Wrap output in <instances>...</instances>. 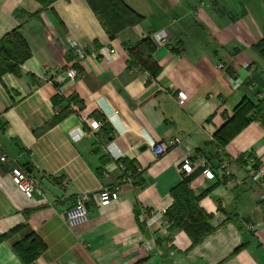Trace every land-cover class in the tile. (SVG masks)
<instances>
[{"label": "crops", "instance_id": "obj_1", "mask_svg": "<svg viewBox=\"0 0 264 264\" xmlns=\"http://www.w3.org/2000/svg\"><path fill=\"white\" fill-rule=\"evenodd\" d=\"M121 1L142 18L110 38L94 13L103 5L54 0L42 8L39 0H0V39L19 26L29 48L17 73L0 72V152L6 155L0 235L10 232L0 238V264H25L13 245L30 233L44 245L31 264H264V181L242 166L249 159L264 168V0ZM162 30L166 41L157 43L153 35ZM144 37L160 66L155 77L127 67L126 45ZM72 40L86 47L85 58L70 52ZM103 47L114 50L110 58ZM218 62L239 70L242 82L231 84ZM242 63L255 65L254 84ZM70 67L78 75L68 77ZM179 90L187 94L182 105ZM243 100L262 103V117L252 119L253 109L220 146L214 134ZM90 120L101 125L91 129ZM81 130L85 135L76 138ZM159 140L170 147L155 157L150 144ZM187 154L207 159L215 178H205L196 162L181 174L178 164ZM120 162L132 181L102 206L97 192L120 181ZM14 164L38 178L40 194L27 198L13 184ZM185 177L217 227L192 248L166 216L145 223L150 211L171 206L170 189ZM41 178L63 196L55 197ZM81 194L88 197L89 220L69 228L65 211Z\"/></svg>", "mask_w": 264, "mask_h": 264}, {"label": "trees", "instance_id": "obj_2", "mask_svg": "<svg viewBox=\"0 0 264 264\" xmlns=\"http://www.w3.org/2000/svg\"><path fill=\"white\" fill-rule=\"evenodd\" d=\"M42 8L48 7L54 0H39ZM93 5L105 6L104 11H96L95 15L104 31L110 38H113L122 28L141 20V16L128 8L121 0H87ZM128 53L127 67L138 66L155 77L160 72L159 64L153 59L154 48L148 37H144L133 44L126 45ZM29 56V48L20 34V27H16L0 39V72H18V65ZM262 103L258 106H251L243 100L234 111L233 117L220 127L214 134V138L220 146L227 143L231 137L247 123L250 118L247 115L253 110L252 119H260ZM247 113V114H246ZM54 123L51 120L45 123L38 132H42ZM189 177L183 178L179 183L170 189L173 198L171 206L168 208L166 217L170 222V228H181L191 239L190 247L196 246L204 237L216 231L209 225L211 214L206 213L198 206V201L202 195L195 196L188 187ZM223 223V222H222ZM14 231V230H12ZM11 231V232H12ZM0 235V238L9 234ZM241 246L237 247L231 254L237 252ZM14 251L25 262L31 264L33 259L42 253L44 245L34 234L30 233L22 241L13 245ZM229 256V257H230Z\"/></svg>", "mask_w": 264, "mask_h": 264}, {"label": "built area", "instance_id": "obj_3", "mask_svg": "<svg viewBox=\"0 0 264 264\" xmlns=\"http://www.w3.org/2000/svg\"><path fill=\"white\" fill-rule=\"evenodd\" d=\"M154 40L157 43H164L166 41V32L164 30L160 32H155ZM70 52L78 59H83L86 56V47L84 45H80L75 41H70L69 44ZM114 50L112 48L103 47L101 48V53L105 58H110V55L112 54ZM217 66L225 70V74L231 84H238L242 82L243 78L242 75L239 73V70L235 69H229L227 66H225L224 63L218 62ZM242 71L245 72L246 78H248L249 82L251 84L253 83V80L251 79L253 69L255 68L254 64L250 63H242L239 66ZM66 75L70 78L75 77L78 75V71L74 67H70L68 70H66ZM187 99V94L184 91H176V101L179 105H182L185 100ZM264 124V123H263ZM101 125V121L99 120H90L88 122V126L91 129H96ZM85 135V132L77 131L75 134L76 138H80L81 136ZM169 144L165 141H157V142H151L150 148L155 157L161 156L165 154L169 150ZM6 155L0 152V160L5 161ZM197 163L198 169H200V173L207 179L215 178L214 168L213 166L208 162L207 159H205L203 156L199 154H187L185 158L180 160L178 164L179 171L183 175H187L191 173L194 170V164ZM120 168L122 170V174L120 177V181L115 183L113 186H102L99 191L97 192V196L99 199V203L102 206L108 205L111 202L117 200L119 193L121 191V184L123 182H131L132 176L131 173L126 170L124 165L120 162ZM224 166V165H223ZM245 172L247 175L257 181H264V168H254L251 160L247 159L242 164ZM9 173L11 176V180L13 184L23 193V195L27 198H33L35 194H40L39 190V181L38 178L35 177L32 173L27 172L24 168L18 165H12L9 168ZM87 201L88 197L86 194L79 195L74 203L67 208L65 211V223L69 228H75L77 226H80L84 223H86L89 220V211L87 208ZM168 211L167 207H161L158 210H152L149 212V217L145 219V223L147 225L152 224L156 220H158L160 217L166 216ZM145 247L147 249L150 247L147 242H145Z\"/></svg>", "mask_w": 264, "mask_h": 264}, {"label": "water", "instance_id": "obj_4", "mask_svg": "<svg viewBox=\"0 0 264 264\" xmlns=\"http://www.w3.org/2000/svg\"><path fill=\"white\" fill-rule=\"evenodd\" d=\"M40 183L55 197L60 198L63 196V191L61 190V188L53 185L47 178H41Z\"/></svg>", "mask_w": 264, "mask_h": 264}]
</instances>
